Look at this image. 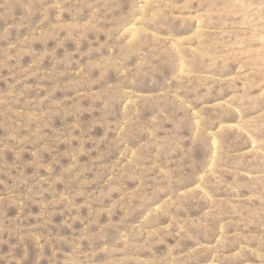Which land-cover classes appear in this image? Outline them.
I'll return each instance as SVG.
<instances>
[{
	"label": "rangeland",
	"instance_id": "rangeland-1",
	"mask_svg": "<svg viewBox=\"0 0 264 264\" xmlns=\"http://www.w3.org/2000/svg\"><path fill=\"white\" fill-rule=\"evenodd\" d=\"M0 264H264V0H0Z\"/></svg>",
	"mask_w": 264,
	"mask_h": 264
}]
</instances>
